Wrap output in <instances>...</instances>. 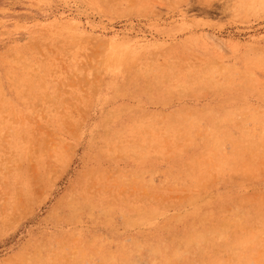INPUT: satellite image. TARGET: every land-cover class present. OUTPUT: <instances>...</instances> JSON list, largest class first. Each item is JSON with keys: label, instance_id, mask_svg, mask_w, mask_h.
I'll list each match as a JSON object with an SVG mask.
<instances>
[{"label": "rangeland", "instance_id": "374dc122", "mask_svg": "<svg viewBox=\"0 0 264 264\" xmlns=\"http://www.w3.org/2000/svg\"><path fill=\"white\" fill-rule=\"evenodd\" d=\"M0 264H264V0H0Z\"/></svg>", "mask_w": 264, "mask_h": 264}]
</instances>
